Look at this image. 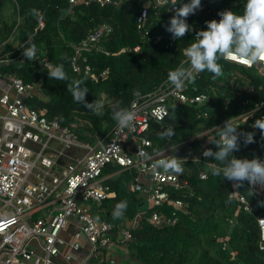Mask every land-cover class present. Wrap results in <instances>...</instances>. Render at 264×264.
Here are the masks:
<instances>
[{"label":"trees","instance_id":"1","mask_svg":"<svg viewBox=\"0 0 264 264\" xmlns=\"http://www.w3.org/2000/svg\"><path fill=\"white\" fill-rule=\"evenodd\" d=\"M143 2L122 0L118 5H99L91 1L85 5L80 0L75 4L68 0H0V54L8 57L6 63L0 64V72L15 73L25 83H37L38 92L27 98V104L44 108L49 118H56L61 124L77 121L79 140L94 143L96 136L103 137L117 123L113 119L115 110L129 108L137 93L152 91L168 80L169 71L185 66L183 50L195 42L194 33L207 30L205 22L212 20L208 10L197 11L187 18L193 30L181 39H173L166 26L175 10H168L165 5H150L148 34L143 35L137 27ZM181 3L186 2L180 1L179 7ZM246 3L247 0H220V5L236 15H243ZM39 16L44 25L36 28ZM104 25L110 28L109 32L100 36L94 48L84 52L86 61L81 63V71L75 72L71 65L75 46ZM33 44L36 57L29 61L22 52ZM135 46L139 49L134 50ZM18 55L22 58H15ZM218 63L223 67V77L213 80V74L205 70L194 73L195 83H189V94H208L204 105L168 100V115L161 122H150L143 133L152 142L149 152L176 146L172 153L182 156L187 147L204 144L208 135L204 130L218 125L209 134L215 138L219 128L231 118L238 126L240 143V150L232 155L264 161L261 130L248 126V122L254 124L257 119H264L261 118L264 109H255L264 102V72L225 59H219ZM61 64L69 79H50L48 65ZM85 64L90 66L89 71H85ZM105 69V77L100 76ZM74 80L84 81L81 87L88 89L89 103L94 100L103 103L102 115L74 100L68 91V85ZM249 110L254 113L248 122L237 123L233 119ZM169 127L174 128L175 135L161 139V133ZM249 132L254 133L255 142L245 145L240 134ZM211 150L219 149L213 144ZM208 161L219 164L214 157H208ZM183 168L180 177L188 184L180 189L170 186L166 189L170 197L182 200L185 209L177 210L171 204L158 208L166 215L176 211L178 220L173 225H153L147 220V213H140L145 209L144 199L129 188L137 176L135 169L121 170L108 165L103 175L115 172L105 179L112 195L100 203L90 201L88 207L95 218L109 221L114 233L120 227L129 229L131 238L124 246L134 254L137 263L264 264V248H261L264 239L257 223V217L264 215V193L254 192L244 181L237 191L246 199L245 208L234 194L233 181L223 178L222 174L212 175L207 165L191 159L184 160ZM201 169L208 172L207 178L199 177ZM122 201H127L128 207L123 218L114 219L115 206Z\"/></svg>","mask_w":264,"mask_h":264},{"label":"built area","instance_id":"2","mask_svg":"<svg viewBox=\"0 0 264 264\" xmlns=\"http://www.w3.org/2000/svg\"><path fill=\"white\" fill-rule=\"evenodd\" d=\"M68 1L75 4L79 0ZM80 1L85 5L91 1L99 5H118L122 0ZM150 5H165L166 9L173 11L179 7V2L173 6L170 0H144L137 16V27L142 30L143 35L148 34L146 22ZM202 10H208L210 18L217 21L221 19L218 13L231 11L230 8L220 5V0H201L200 8L196 12ZM43 25V18L39 16L36 28ZM109 30L110 28L104 25L77 43L71 62L75 72H80L81 63L86 61L84 52L94 48L100 36L107 34ZM138 49L139 46L134 47V50ZM15 58L22 57L18 55ZM186 59L184 55L183 62ZM7 61L8 57L0 54V64ZM227 61L243 65L235 60ZM188 66L185 64L184 67ZM254 67L264 72V64L257 63ZM84 69L89 71L90 66L85 64ZM106 72L105 69L100 76L105 77ZM92 77L96 78V75L92 74ZM188 88L189 83L186 81L185 87L177 91L166 80L150 92L136 94L128 108L137 113L133 126L120 130L116 123L103 137L96 136L92 144L79 140L76 132L79 125L77 121L68 125L61 124L56 118H49L44 108L27 104V98L38 92L37 83H25L15 73L0 72V264H53L52 258L59 253V245L64 242L59 232L71 218H74L77 224V231L69 244L71 250L79 248L80 234L86 237L94 252L99 247L108 246L114 234L112 224L106 219L95 218L87 204L85 205L90 201L100 203L112 195L105 179L115 172L103 175L108 165L117 166L121 170L137 171V176L129 184V188L143 196L145 209L140 213H147V220L151 224H175L178 220L175 210L166 215L158 208L171 204L177 210H184L185 204L182 200L170 197L166 187L180 189L188 184L187 180L181 179L180 175L175 173L153 169L152 164L162 158L177 156L209 167L213 163L203 156V151L212 149L211 141L218 139V135L215 138L209 135L218 125L204 130L203 133L208 135L202 146L187 147V152L182 156L172 153L176 146L149 152L152 142L143 133L151 121L161 122L168 115V100L200 106L206 103L209 97L206 92L189 94ZM255 109H264V102L258 104ZM254 110L245 111L233 119L236 122H248ZM200 114L198 111L197 117ZM261 118H264V112L261 113ZM252 125L253 123L248 122L249 127ZM259 135L264 138L261 131ZM145 141H148V144H145ZM77 148L83 150L81 156L72 153ZM140 149L148 152L152 159L145 160L139 156ZM207 176L206 170L199 171L201 179ZM140 177H143L145 182L140 181ZM249 187L256 193H264V187L260 185L249 184ZM234 194L247 208L246 199L238 193L237 187L234 188ZM53 202V212L32 218L35 211ZM257 223L264 239V215L257 217ZM119 231L124 241L131 238L128 228L120 227ZM65 257L69 259L71 253H67ZM85 264H114V259L98 263L88 261Z\"/></svg>","mask_w":264,"mask_h":264},{"label":"clouds","instance_id":"3","mask_svg":"<svg viewBox=\"0 0 264 264\" xmlns=\"http://www.w3.org/2000/svg\"><path fill=\"white\" fill-rule=\"evenodd\" d=\"M180 0H170V4L175 6ZM201 0H190L188 3H181L175 8V14L171 17L166 31L172 34L173 39H181L188 32L192 31V26L187 23V18L195 14L200 8ZM147 14H145L146 16ZM221 17L219 21L213 19L206 21L207 30L198 31L195 35V42L184 49L187 58L182 64L188 67H178L168 73V83L179 91L185 87V82L195 83L194 73L208 71L212 73V79L224 76L223 67L218 63L219 59L235 60L251 68L257 63L264 64V0H247L243 15H236L233 11H223L218 13ZM37 49L31 45L23 50L22 55L27 60H35ZM48 76L50 79L65 81L69 77L64 70V66L48 65ZM83 80H74L68 85V91L74 100L83 105L86 109L96 115L103 114V103L94 100L89 103L86 100L88 89L81 87ZM139 93H137L138 95ZM137 113L128 108H119L113 113V119L117 122L120 130L133 126ZM264 134V119H257L252 125ZM232 119L224 122V126L219 128L218 139L211 141L218 147V151L213 152L210 148L203 151L205 158L214 157L219 164L209 165L211 174L214 176L223 175L229 181L235 182L233 187H240L244 181L250 185H260L264 187V161L259 158L238 159L233 156V152L240 150L239 135ZM175 135L174 128L169 127L161 133V139L172 138ZM244 137L245 145L254 143V133H241ZM148 144V141L144 142ZM139 156L145 160H151L148 152L140 149ZM184 160L173 156L172 158H162L152 164L153 169H162L164 173H183ZM128 207L127 201L116 204L112 213L114 219H121Z\"/></svg>","mask_w":264,"mask_h":264},{"label":"crops","instance_id":"4","mask_svg":"<svg viewBox=\"0 0 264 264\" xmlns=\"http://www.w3.org/2000/svg\"><path fill=\"white\" fill-rule=\"evenodd\" d=\"M79 149L81 148L74 149L72 153L75 154ZM139 180L145 182L143 177H140ZM139 195L142 196L141 194ZM54 204L55 202L50 203L46 207L35 211L32 218L46 216L49 212H53L51 207ZM86 204L88 206V203ZM76 231V221L74 218H71L68 224L59 232V236L64 242L59 245V253L52 258L53 264H85L88 261L98 263L99 261H107L110 258L114 259V264H138L134 258V254L129 253L126 246H124L125 241L120 231L113 234L112 242L108 246L99 247L95 252L92 251L91 244L83 234H80L78 238L79 248L77 250L70 249L69 244L73 240V234ZM67 253H71L69 259L65 257Z\"/></svg>","mask_w":264,"mask_h":264},{"label":"rangeland","instance_id":"5","mask_svg":"<svg viewBox=\"0 0 264 264\" xmlns=\"http://www.w3.org/2000/svg\"><path fill=\"white\" fill-rule=\"evenodd\" d=\"M95 142V141H94ZM93 144V143H92ZM83 154V150L82 149H79L75 152V155L77 156H81ZM2 202L0 201V206H1Z\"/></svg>","mask_w":264,"mask_h":264},{"label":"water","instance_id":"6","mask_svg":"<svg viewBox=\"0 0 264 264\" xmlns=\"http://www.w3.org/2000/svg\"><path fill=\"white\" fill-rule=\"evenodd\" d=\"M256 211V210H255ZM133 254V253H132Z\"/></svg>","mask_w":264,"mask_h":264}]
</instances>
